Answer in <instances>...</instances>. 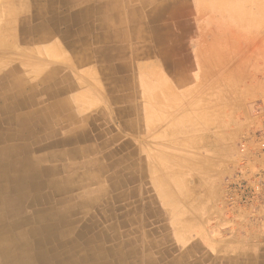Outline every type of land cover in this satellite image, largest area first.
Returning <instances> with one entry per match:
<instances>
[{
	"label": "crops",
	"instance_id": "0c3cea01",
	"mask_svg": "<svg viewBox=\"0 0 264 264\" xmlns=\"http://www.w3.org/2000/svg\"><path fill=\"white\" fill-rule=\"evenodd\" d=\"M240 2L0 0V107L1 87L10 78L33 83L41 92L50 88L31 107L41 111L40 118L43 108H51L48 127L39 120L34 138L52 137L53 144L40 147L57 152L49 162L64 166L56 179L91 173L88 180H75L55 197L76 194L93 182L91 197L100 200L82 208L87 217L111 209L114 215L106 223L130 228L145 221L140 212L146 218L153 212L152 198L160 200L162 222L177 229L183 248L165 262L264 264V228L227 227L249 224L240 211H232V218L223 216L227 206L224 185L217 183L215 155L228 140L238 111L230 93L225 112H219L217 95L211 92H217V60L204 67L199 60L201 53L235 51L233 45H207L202 39L210 38L212 22L225 28L238 23L217 15L215 5L233 7ZM260 4L264 8V0ZM256 18L262 24L264 11ZM187 52L192 54L188 62ZM2 126L0 131L15 129ZM75 131L84 139H65ZM71 147H78L79 153L58 156L59 150ZM143 148H161V157L139 155ZM202 149L210 156H202ZM71 162L79 166L69 169ZM122 198L131 199L126 221L117 220L112 208L114 200Z\"/></svg>",
	"mask_w": 264,
	"mask_h": 264
},
{
	"label": "bare ground",
	"instance_id": "6f19581e",
	"mask_svg": "<svg viewBox=\"0 0 264 264\" xmlns=\"http://www.w3.org/2000/svg\"><path fill=\"white\" fill-rule=\"evenodd\" d=\"M246 1L241 0L229 9L233 18L244 13L254 16L261 12L260 2L255 5L252 4L254 1L250 4ZM225 5L214 7L223 11ZM138 17L136 29L140 32L142 25ZM211 61V54H208L203 63L207 66ZM11 73L13 76L14 72ZM23 84H19L18 77H13L1 87L4 105L0 107V126L10 124L15 129L13 132L0 131V264H181L177 260L165 262L167 250L164 249L156 257L153 248L157 243L141 240L140 235L111 240L125 235L115 231L116 222L106 223V218L113 217V210L109 209L103 216L94 213L87 217V210L82 209L97 205L100 200L91 197L95 190L93 182L87 183L85 189L76 190V194L55 197L75 180H88L91 173L56 179L59 169L64 166L49 163L57 152L40 147L41 144H53L52 137L34 138L39 120L48 122V127L51 108H43L41 118V111L31 108L40 93L47 95L50 88L41 92L33 83ZM227 87V83L221 87L224 100L230 95ZM211 92L217 95L214 90ZM69 133L71 138L65 136V139L73 142L85 136L77 131ZM65 153L77 154L79 149H61L58 156H65ZM67 166L76 169L79 164L71 162ZM156 166H161V163L154 164V168ZM33 175L38 178L29 181L28 177Z\"/></svg>",
	"mask_w": 264,
	"mask_h": 264
},
{
	"label": "rangeland",
	"instance_id": "374dc122",
	"mask_svg": "<svg viewBox=\"0 0 264 264\" xmlns=\"http://www.w3.org/2000/svg\"><path fill=\"white\" fill-rule=\"evenodd\" d=\"M254 1V2H253ZM253 2V3H252ZM260 0H247L246 4H259ZM225 10L217 11V15L221 13L224 17L232 23L236 20L232 26L226 28L219 22H212L208 24L215 25L211 29L207 30L211 32L210 38H203V44H210L211 42L218 46L229 45L234 46L235 51H219L213 55L211 54L212 62L217 60V105L220 111L225 112L226 99L224 100V93L221 91L223 84L228 85L227 91L234 95L235 110L238 111L236 116L235 125L230 129L228 140L224 141L223 147L215 155L219 160L218 162V177L217 183L223 186L224 200L226 201L227 210L223 212L224 217L232 218V211H240L244 215V219L249 224H229L227 227H252V228H264L259 224H262L260 220L264 219V211L251 212L242 208L233 206L231 207L227 200V177L232 172V163L234 156L240 151L242 142H246L249 148L254 151L259 148V142L264 135V22L255 21L260 13L264 11L261 7V12H257L254 16L249 14H241V17L233 18L229 9V5H225ZM255 17V18H254ZM210 25V26H211ZM242 25V26H241ZM157 39H161L160 36H156ZM188 49V46H187ZM209 53H201L199 60L201 66L204 65V58ZM187 62L191 61L192 54L186 53ZM210 59V58H208ZM222 67H219L221 66ZM211 76L215 71H209ZM215 76V74L213 75ZM233 84L230 87V84ZM210 86L208 85V88ZM233 88V90H232ZM213 91V90H212ZM226 91V92H227ZM92 121V118H91ZM242 123L241 125H239ZM161 148L147 150L145 148L139 150V155L143 157L158 155L161 157ZM201 155L209 157L210 153L206 149H202ZM160 163V162H159ZM157 168L160 166H156ZM159 199V198H158ZM153 200V212L149 213L146 218L145 212L139 213V217L143 216L145 221L138 223V228L130 225L127 227H117L116 232L125 235L111 240H125L127 237H133V235H140L141 240H148L157 243L153 248V253L157 257L160 255L162 249L167 250L166 258L171 259L176 257L178 252L182 250V246L178 244V233L174 228L168 227L170 223L162 222V215L157 211L158 205L156 198ZM130 198H122L120 201H115L112 208L116 212L117 220L124 221L130 218ZM133 203V202H132ZM135 204V203H134ZM104 208V205H103ZM92 209H90V212ZM235 216V215H234ZM252 220V221H251ZM111 222V221H109ZM140 224L142 227H140ZM264 224V223H263ZM172 225V224H170ZM98 229V228H97ZM210 233V230H209ZM225 236V235H224ZM241 236V235H240ZM243 247L249 248L247 245ZM237 253L236 251L234 254Z\"/></svg>",
	"mask_w": 264,
	"mask_h": 264
},
{
	"label": "built area",
	"instance_id": "2783aa9c",
	"mask_svg": "<svg viewBox=\"0 0 264 264\" xmlns=\"http://www.w3.org/2000/svg\"><path fill=\"white\" fill-rule=\"evenodd\" d=\"M259 148L252 151L242 142L234 156L232 172L227 177V200L234 208L251 212L264 211V135ZM252 221V220H251ZM264 223V219L260 220ZM259 224L264 226V224Z\"/></svg>",
	"mask_w": 264,
	"mask_h": 264
}]
</instances>
